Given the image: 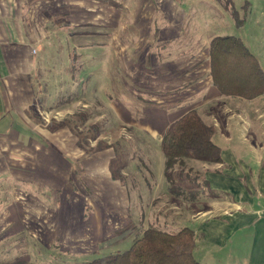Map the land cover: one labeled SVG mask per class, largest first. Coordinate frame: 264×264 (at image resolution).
Returning <instances> with one entry per match:
<instances>
[{"label":"crops","instance_id":"obj_1","mask_svg":"<svg viewBox=\"0 0 264 264\" xmlns=\"http://www.w3.org/2000/svg\"><path fill=\"white\" fill-rule=\"evenodd\" d=\"M89 1L0 0V153L9 152L10 144L4 137L18 144L21 158L14 165L21 166L17 169L22 174L15 177L24 184L19 191L25 192L20 196L23 204L18 207L21 221L33 216L32 234L37 238L42 236L40 243L47 248L58 244L59 236L66 238L75 232H88V237L93 235V238H88L92 243L88 242L89 247L85 249L99 250L116 245L130 232L128 227L132 226V220L129 219L126 227L121 218L123 188L119 184L113 186L108 179L111 177L108 168L110 156L107 154L110 148L105 146L90 152L94 147L77 145L70 132L72 137L67 133V140L59 142L56 131L49 132L32 121L45 120L40 113L43 107H47V102L55 105L51 101L55 98L57 86L53 87L54 90L49 88L53 92L47 102L44 101L49 85L42 80L41 74L58 72L59 69H50L46 57L63 56L64 62H59L64 64L62 72L67 83H71L68 87L72 92V86L82 89L83 82L87 83L89 79L88 72L84 71L86 66L79 73L81 78L72 75L78 74L74 66L77 58L85 55L81 54L84 50L88 51L94 45L104 51L107 48L109 53L113 49L118 60H122V56L130 57V53L136 51L144 65V71L139 72L145 77L144 111L148 114L147 125L142 130L144 140L140 141L144 144L140 145L147 148L155 136L160 137L155 130L161 124L164 133L167 119L175 121L195 110L204 122L216 128L212 139L220 148L222 159L219 164H201L199 174L204 175L203 185L200 184L201 176L197 175L171 179L176 183L184 180L187 185L201 186L213 192V198L203 208L193 204L196 199L180 202L170 199L167 189H160L159 198L152 196L143 211L148 215H152V211L158 218H166L169 214L177 219L186 216L187 222H191L188 228L195 237L192 255L201 264H264V203L260 201L264 198L255 200L253 197L254 184L260 190V186H264V165L255 167L260 174L255 183L244 158H234L233 153L243 151V148L234 145L233 132H228L232 127V116L244 110L232 106H243L242 100H250L220 95L210 82V42H206V48L196 50L199 33H184V24L190 19L184 0H144L148 3L144 17L145 32L151 43L141 45L142 41L138 42L137 49H133L136 48L134 44L140 40L131 39L129 45L122 43L117 33L121 17L116 16L113 4L104 3L110 0H92L94 6ZM97 8L103 10L102 17L91 15ZM70 25L74 31L68 29ZM73 33L81 36V43L68 41L74 39ZM91 34L98 36L96 42L91 40ZM133 57L126 59V64L134 66ZM255 58L259 63L258 57ZM129 77L130 84L136 88L140 86L138 78ZM44 79H47L46 75ZM132 85L128 86L129 90L134 89ZM84 88L81 94L88 98V88ZM261 98L264 94L251 101ZM70 99H65L66 103ZM115 105L121 107L119 124L129 126L131 118L127 109L119 101ZM62 111L68 112V108ZM153 121L157 125L151 124ZM227 125L228 129L225 128ZM28 126L35 132H21ZM133 135L136 134L133 132ZM25 168L32 174L26 176ZM121 174L124 176L125 172ZM73 183L78 186L74 192L67 187ZM261 196H264V191H261ZM9 207L8 204L4 207L7 216L11 211ZM124 215L128 216L125 209ZM144 216L142 212L140 217ZM77 218L83 219L79 226L84 225V230L74 228ZM147 222L141 234L150 228V220ZM198 237L201 242L199 250L196 246Z\"/></svg>","mask_w":264,"mask_h":264},{"label":"rangeland","instance_id":"obj_2","mask_svg":"<svg viewBox=\"0 0 264 264\" xmlns=\"http://www.w3.org/2000/svg\"><path fill=\"white\" fill-rule=\"evenodd\" d=\"M184 2L190 19L185 22L183 30H185L184 33H199L196 50L206 48V42L211 41L214 37H238L245 42L251 53L258 57L260 67L264 68V0H233L239 19L244 21L240 27H236L232 17L228 15L229 13L215 3L214 0H184ZM245 2L248 4L246 10L242 8ZM89 3L94 6L92 0ZM104 3L113 4L116 8V16L121 17L120 30L117 33H119L120 39L123 40L122 43L129 45L132 43L130 42L131 39L140 40L136 41L137 43L134 44L136 48L133 49H137L138 42L142 41L141 45L151 43L146 34L147 32H145L146 20L144 17H146L148 6L146 1L110 0ZM103 13V10L97 8L95 13L91 15L102 17ZM94 19H96V16ZM55 20L59 21L60 19ZM68 29L74 31L72 25ZM80 29L77 28V30ZM74 34V39L68 41L74 44L81 43V36ZM97 37V35L91 34L92 41L96 42ZM111 52L109 53L107 48L104 51L103 48L94 45L90 50H84L81 53L85 55L78 57L74 66L78 74L73 73L72 75L81 78L82 74L79 73L82 71V67L86 66L84 71L88 72L89 79L87 83L83 82L82 89L79 87L77 89L76 85L72 86V92L68 87L71 83H67L64 79V73L62 72L64 64L59 62L64 60L63 56L60 54L58 57H46L48 67L50 69L57 67L59 70L58 72L41 74L42 80L49 85L46 88L44 101L47 102L49 99L50 93L54 90L53 87L57 86V92L55 98H52L51 101L55 105L47 102V107H43L40 115L48 121L41 119L43 126L48 125L50 129L54 128V130H57L60 126H65L62 130L56 131L58 135V139H56L59 142L67 140L68 135L72 133L74 137L71 134L70 137L75 140L77 145L94 147L90 148V152L101 150L105 146L110 148V152H107V154L110 156L108 168L111 177L108 179L113 186L119 184L123 188V199L120 203L123 206V217L121 218L123 219V225L124 223L127 224L126 227H128L129 219L132 220V226L128 227L130 232L116 245L99 250L85 249L89 247L88 244L92 243L88 238H93V235L88 237V232H75L76 234H71L66 238L59 236L58 244L55 243L52 248L41 245L42 236L39 237L37 234V238L32 234L34 232L33 216L31 215L29 220L25 221H21L22 219L19 217L21 212L18 207L21 203L23 204L20 201V196H24L25 192L19 191L24 184L21 179L15 177L16 174L18 176L19 173L22 174L21 171L18 172L21 166L17 167L14 164H17L18 158L21 157H19L18 144L10 138L4 137L8 140L10 146L8 153H0V264H87L94 259L128 250L132 245L131 243L141 237V229L146 227L148 220H150V226L168 233H176L183 227L188 228L191 222H187L186 216L177 219V217L172 216L173 214H169L166 218H158L153 215L152 211H150L152 215H148L145 210L143 211V207L150 204L152 196L159 198V192L162 189L168 190L167 193L170 199L179 200L180 202L196 199L193 204L200 208H203L205 203L213 198L214 193L208 189H203L201 186L187 185L184 180L180 181L181 183L172 181L176 178H193L197 175L201 176L200 184L203 185L204 175L199 174V167L203 163L193 159H185L182 161L183 165H176L174 168L166 170L165 156L160 149L161 136L164 134L161 124L155 130V133L161 136H155L153 142L148 143L147 148L140 145L144 144L140 141L144 140L142 130L146 127L147 121L145 122V120L148 118V114L144 111L145 90L143 84L145 83V77L143 73L139 72L144 71V65H142L140 55L136 51L130 53V57L134 55V66L125 62L130 57L122 56V60H118L113 49ZM129 67L131 69L134 67V70L132 71ZM45 75L47 79H44ZM129 76L138 78L141 87L137 86L136 88L130 84ZM78 82L82 83L81 80H78ZM53 83H55L54 86ZM131 85L134 86V89L129 90L128 86ZM50 87L53 88L52 91ZM84 87L88 88V98L81 94L82 90L85 89ZM65 99H70V102L66 103ZM118 101L127 109L126 111L130 115L131 120L127 124L129 126L119 124L121 123V117L118 112L121 107L115 105V102ZM242 102L243 106H232L234 108L241 107L244 110H240L239 114L232 116V127L228 132H233L234 145L243 148V151L233 153L234 158H244L245 164L251 168L249 173L256 183L260 174L257 173L259 170L255 167L264 165V98L251 101V103L245 100H242ZM65 108H68V112L62 111ZM172 121L167 119L165 123L169 125ZM156 123L153 121L151 124L157 125ZM220 124H222L221 121ZM229 126L227 125L225 128L228 129ZM67 128L73 131L71 132ZM21 132L35 131L28 126ZM133 132L136 135H133ZM20 139L23 140L24 137L21 136ZM42 143L45 144V142ZM25 169L24 174L26 176L32 174V171L27 172L28 168ZM120 171L125 172L124 176ZM67 187L73 192L78 190L75 183ZM253 188L255 200L264 198V196H261L264 186H260V190L254 184ZM194 195H196L195 198ZM260 201L264 203V200ZM7 204L11 210L9 216H7L4 209ZM11 207H13V210ZM124 209L128 216L124 215ZM142 212L145 213L144 217H140ZM161 220L174 221V223L163 224ZM82 221L83 219L80 218L75 219L74 228L78 227L84 230V225L79 226ZM75 223L77 224L75 225ZM199 240L198 237L196 240L197 250L201 246ZM195 257L198 258L199 255L195 254Z\"/></svg>","mask_w":264,"mask_h":264},{"label":"trees","instance_id":"obj_3","mask_svg":"<svg viewBox=\"0 0 264 264\" xmlns=\"http://www.w3.org/2000/svg\"><path fill=\"white\" fill-rule=\"evenodd\" d=\"M214 2L229 13L236 27L243 25L244 21L239 19L233 0ZM247 5L243 3L242 8L246 10ZM209 42L210 82L220 95L251 101L264 94V71L240 38L218 36ZM32 123L52 130L50 132L65 128L50 129L48 125L41 124V119H33ZM215 132L214 125L204 122L195 110L172 121L161 136L160 143L166 170L183 165L185 159L207 164L222 163L221 150L212 139ZM194 240V232L187 227L176 233H168L150 226L131 243L128 250L94 259L87 264H201L192 255Z\"/></svg>","mask_w":264,"mask_h":264}]
</instances>
